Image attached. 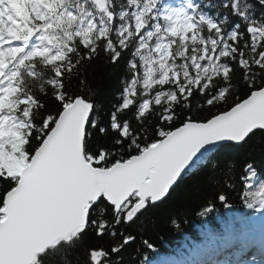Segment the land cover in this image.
<instances>
[{"label": "snow or ice", "instance_id": "1", "mask_svg": "<svg viewBox=\"0 0 264 264\" xmlns=\"http://www.w3.org/2000/svg\"><path fill=\"white\" fill-rule=\"evenodd\" d=\"M0 264H264V0H0Z\"/></svg>", "mask_w": 264, "mask_h": 264}, {"label": "trees", "instance_id": "2", "mask_svg": "<svg viewBox=\"0 0 264 264\" xmlns=\"http://www.w3.org/2000/svg\"><path fill=\"white\" fill-rule=\"evenodd\" d=\"M90 73V78L99 79L103 86L108 85V77L102 66H94L90 70ZM194 183V180L185 181V183L173 193L172 198L154 212V215L161 217L162 221L161 226L151 233L153 242L159 248V257H171L174 253L183 251L184 244H190L191 242L199 243L202 239L201 222L197 221L194 217L195 208L201 202L198 192L194 187ZM171 215L177 217L187 216L191 222L184 226L182 233H175L165 227L167 218ZM228 220L229 214L221 209L219 217H210L208 224L223 226ZM199 230L200 232H198ZM158 235H162L163 239H157Z\"/></svg>", "mask_w": 264, "mask_h": 264}]
</instances>
